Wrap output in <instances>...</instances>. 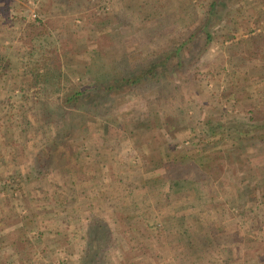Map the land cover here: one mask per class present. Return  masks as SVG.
I'll list each match as a JSON object with an SVG mask.
<instances>
[{
  "label": "rangeland",
  "instance_id": "obj_1",
  "mask_svg": "<svg viewBox=\"0 0 264 264\" xmlns=\"http://www.w3.org/2000/svg\"><path fill=\"white\" fill-rule=\"evenodd\" d=\"M207 1L191 0L198 17ZM229 5L189 68L86 108L26 89L29 68L57 50L59 93L87 94L93 75H121L122 59L177 45L198 21L190 7L0 0V264H264V0ZM67 120L74 128L36 174ZM167 160L180 171L170 181Z\"/></svg>",
  "mask_w": 264,
  "mask_h": 264
},
{
  "label": "trees",
  "instance_id": "obj_2",
  "mask_svg": "<svg viewBox=\"0 0 264 264\" xmlns=\"http://www.w3.org/2000/svg\"><path fill=\"white\" fill-rule=\"evenodd\" d=\"M64 1L67 2L68 0H63V2ZM181 1L183 4H185V6L190 7L192 10L194 15L193 20H195L197 17L198 21L192 30L189 27L185 30L184 36L186 35V37L183 36L182 40L179 41L177 45H174L172 49L147 54L143 58L131 63H127L125 59H122L126 63V70L124 69L125 71L121 73V75L115 76L113 73H111V68L108 67L107 70L102 72V74H104L103 76L100 77L93 75L92 77L95 78L96 84H94L95 87H93V90L87 94H85L84 91H81L80 88L76 87L75 85L70 86V88L66 87L63 92L59 93L62 90V74L60 70L62 61L58 51L54 50L51 56H49L47 59L44 58V64L42 66L39 67L36 65L30 68L28 67L29 78L23 83L25 84V88H36L40 95H44L45 99L52 93H57L59 96L57 95L56 98H58L59 101L61 100L66 105L71 106L76 104H85L84 106L87 108L88 104L93 105L96 103L98 98L108 96L114 90L123 91L124 89L132 90L135 88H149L153 84L161 86L162 84L160 83L163 82L162 80H166L168 75L172 72L178 71V68L190 67L189 59L190 55L192 57L194 56V50L198 49V52L203 51L200 50V47H203L204 49L206 44H210L212 42L213 25L217 22L215 20L223 19L219 11L220 9L222 11L223 8L224 11H226L227 7L230 6L229 3L232 2V0H208L206 2L204 16L198 17L197 8L191 4V0ZM116 19L119 20L120 18L117 17ZM147 30L152 31V34L159 32L146 27L145 32L149 33ZM226 36L227 37H223L218 42L223 43L226 39L230 40L233 38L230 37L228 31ZM43 56H45V53H43ZM3 58H5L4 55H0V68L2 67ZM101 68H104V66ZM87 71H90V66H88ZM1 77L2 79L4 78L3 75ZM166 81L165 84L167 83ZM22 91L26 92L25 89H22ZM42 103L46 105V100L43 99ZM80 111H82L84 116L87 114H93V110ZM51 112V110L45 108V110H43L41 120L47 121V119H51ZM25 119L26 118L24 117L23 121H25L26 124L24 129H26L28 125V121ZM67 122L69 128L61 127L57 129L52 141L43 144V148H41L42 154L38 155L34 167L36 174H44L45 170L48 169L47 165L50 160H52L51 158H53L58 145L65 143L64 140L74 128V125L71 123V121L67 120ZM162 166L165 172L164 177L168 181L173 180L175 176L180 174L178 163H173L172 160H167ZM175 184L176 183L172 184L171 188ZM169 196L170 195L168 194L167 197Z\"/></svg>",
  "mask_w": 264,
  "mask_h": 264
}]
</instances>
